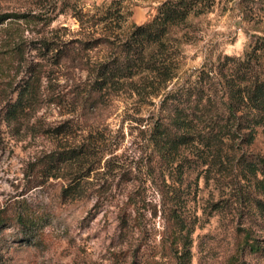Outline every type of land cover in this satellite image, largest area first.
<instances>
[{
	"label": "rangeland",
	"instance_id": "obj_1",
	"mask_svg": "<svg viewBox=\"0 0 264 264\" xmlns=\"http://www.w3.org/2000/svg\"><path fill=\"white\" fill-rule=\"evenodd\" d=\"M161 1L0 0V13L25 12L45 18L13 22L21 30L20 37L36 46L44 39L71 45L75 39H92L106 32L123 34L149 20ZM108 4L122 6L125 20L119 29L115 20L80 26L73 16L74 7L91 15ZM189 24L176 30L171 40L178 49L177 75L198 68L204 59L240 55L253 36L264 35V0H214L208 11L191 17ZM3 44L5 36L0 33V59ZM40 48L28 44L23 52L26 64L43 68V101L32 119L44 126L70 120L74 131L66 141L32 130L12 134L0 112V264H173L165 240L174 191L192 227L190 264H264V214L259 216L253 203L257 198L264 210V194L254 192L249 201H239L237 190L244 182L227 171L219 175L211 170L206 179L192 172L181 182H174L166 171L163 179L159 170L148 177L143 166L149 153L145 130L158 98L148 102L126 91L113 92L88 127L77 102L87 81L84 68L102 60L105 48L89 49L82 61L61 62L51 56L53 51L42 58ZM7 61L0 62V109L14 98L16 86L26 77L23 63ZM86 134L97 138L98 164L81 181L77 196L62 197L65 180L43 171L44 160L54 145L81 143ZM250 149L264 157V127L257 129ZM128 194L135 203L126 204ZM239 212L261 248L257 252L237 246ZM18 214L28 216L30 223L22 227Z\"/></svg>",
	"mask_w": 264,
	"mask_h": 264
},
{
	"label": "trees",
	"instance_id": "obj_2",
	"mask_svg": "<svg viewBox=\"0 0 264 264\" xmlns=\"http://www.w3.org/2000/svg\"><path fill=\"white\" fill-rule=\"evenodd\" d=\"M213 4L214 0H163L149 20L132 25L123 34L106 32L92 39H75L71 45L44 39L36 46L20 37L21 30L13 22L44 21L45 18L25 12L0 13V33L5 36L3 46L6 47L0 62L8 63L7 59H13L18 65L23 63L26 76L16 86L14 98L1 107V120L12 134L32 130L57 138L56 141H66L74 131L70 120L44 126L32 119L43 101V68L41 64L25 63L24 48L28 44L38 50L42 47L39 55L44 59L43 55L53 51L51 56L61 62L66 59L82 61L89 49L103 46L105 57L90 66L85 65L87 81L77 101L88 127L113 92L126 91L148 102L158 98L145 130L149 153L143 166L148 177L152 178L159 170L163 179L162 172L166 171L174 182H181L192 172L198 176L202 173L206 179L211 170L219 175L227 171L244 182L245 189L239 185L237 190L239 201H249L254 192L264 194V157L250 149L257 129L264 127V35L253 36L240 55L223 54L213 60L204 59L198 68L177 75L178 49L171 43L173 34L190 26L191 17L208 11ZM73 16L85 27L106 25L107 21L115 20L119 29L125 20L122 6L118 4H108L99 14L91 15L74 7ZM91 138L86 134L81 143L56 144L46 155L43 171L65 180L60 188L62 197L77 196L81 181L94 164H98L97 138ZM233 183L230 181L231 185ZM170 200L166 214L167 252L173 264H190L192 227L182 215L177 191ZM253 201L262 216L264 210L260 201L257 198ZM126 202L135 203L134 196L128 194ZM238 214L237 246L240 250L259 251L260 246L244 224L243 212ZM121 215L124 216L123 209ZM16 217L22 227L31 221L28 216L18 214ZM120 223H124L123 218Z\"/></svg>",
	"mask_w": 264,
	"mask_h": 264
}]
</instances>
